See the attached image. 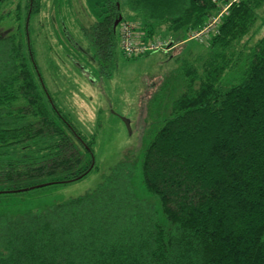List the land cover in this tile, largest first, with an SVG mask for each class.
<instances>
[{"label": "trees", "instance_id": "16d2710c", "mask_svg": "<svg viewBox=\"0 0 264 264\" xmlns=\"http://www.w3.org/2000/svg\"><path fill=\"white\" fill-rule=\"evenodd\" d=\"M109 1L88 31L93 60L119 47L122 20L138 22L147 40L164 25L173 35L200 30L224 8L221 0H128L129 16L114 28L122 7ZM225 1L207 55L177 70L184 90L138 166L124 158L92 191L0 215V264H264V36L242 49L264 0ZM35 4L24 39L0 36V194L77 181L94 167L93 140L44 84L27 28ZM230 72L238 75L226 84ZM139 171L162 218L134 191Z\"/></svg>", "mask_w": 264, "mask_h": 264}, {"label": "rangeland", "instance_id": "374dc122", "mask_svg": "<svg viewBox=\"0 0 264 264\" xmlns=\"http://www.w3.org/2000/svg\"><path fill=\"white\" fill-rule=\"evenodd\" d=\"M112 1L122 7L119 15L129 16L128 0ZM110 3L36 0L39 12L31 17L27 28L37 64L59 108L83 136L93 140L94 167L73 182L5 189L6 193L0 194V215H22L92 191L124 158L136 166L151 138L170 117L172 102L184 90L185 81L177 72L183 60L209 52L214 35L209 25L215 17L208 18L200 30L187 33L173 35L167 25L159 28L160 39L168 43L166 51L128 58L116 45L106 60H93L96 50L88 31L107 14ZM220 3L227 6L225 0ZM28 4L29 0H6L1 5L0 36L15 34L24 39ZM259 11L257 23L244 39L245 53L264 36V8ZM213 13L219 19L224 14ZM199 32L203 33L197 36ZM237 75L228 73L224 83ZM123 118L130 120L131 133ZM133 187L136 194L156 205L162 218L159 200L144 187L140 171L135 173Z\"/></svg>", "mask_w": 264, "mask_h": 264}, {"label": "built area", "instance_id": "2783aa9c", "mask_svg": "<svg viewBox=\"0 0 264 264\" xmlns=\"http://www.w3.org/2000/svg\"><path fill=\"white\" fill-rule=\"evenodd\" d=\"M228 6L229 4L223 8V13L227 10ZM212 21L214 23L210 24L209 27L213 28V31L216 32L220 19L215 16ZM202 33H197V36H200ZM118 45L123 54L128 58H135L156 51H166L168 48V43L158 36L145 40V34L141 30L140 24L131 20H122L120 22L118 26Z\"/></svg>", "mask_w": 264, "mask_h": 264}, {"label": "water", "instance_id": "95a60500", "mask_svg": "<svg viewBox=\"0 0 264 264\" xmlns=\"http://www.w3.org/2000/svg\"><path fill=\"white\" fill-rule=\"evenodd\" d=\"M121 19H122V16L120 15V17L115 21L114 28L117 27V25H118V23L120 22ZM123 120H124V122H125V124H126V126H127L128 131L131 133L132 131H131L130 120L127 119V118H123ZM93 164H94V163H93ZM46 184H48V183L41 184V185H46ZM41 185H39V186H41ZM30 188H33V187H30ZM30 188H26V189H22V190H28V189H30Z\"/></svg>", "mask_w": 264, "mask_h": 264}, {"label": "bare ground", "instance_id": "6f19581e", "mask_svg": "<svg viewBox=\"0 0 264 264\" xmlns=\"http://www.w3.org/2000/svg\"><path fill=\"white\" fill-rule=\"evenodd\" d=\"M39 79V78H38ZM42 79V78H41Z\"/></svg>", "mask_w": 264, "mask_h": 264}]
</instances>
